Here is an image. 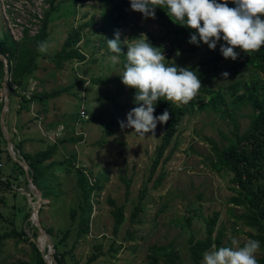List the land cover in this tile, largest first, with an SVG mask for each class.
I'll use <instances>...</instances> for the list:
<instances>
[{"label": "rangeland", "instance_id": "rangeland-1", "mask_svg": "<svg viewBox=\"0 0 264 264\" xmlns=\"http://www.w3.org/2000/svg\"><path fill=\"white\" fill-rule=\"evenodd\" d=\"M108 7L99 0H0V33L7 31L19 42L24 32L29 36L37 32L43 20L47 19L49 26L43 41L46 45L43 53L49 56L43 57L39 50L37 67L26 80V90L18 89L15 83L11 85L16 91L10 92L4 114L9 136L22 142L23 151L34 152L56 143L53 158L72 161L71 167H66V163L55 165L54 193L40 200L41 224L52 230L49 241L51 244L58 241L59 250H66V264H149L150 246L169 243L181 264H191L189 239L204 237L205 220L218 211L212 234L220 230L221 242L206 251L221 246H242L251 238L248 234L254 235L256 230L238 220L237 215L243 213L244 208L228 201L234 194L231 172H216L210 168L212 143L223 147L228 142L231 121L225 113L199 107L207 100L201 88L226 89L230 83L264 79V75L251 67L235 70L231 61L218 57L219 52L211 51L206 45L194 52L167 53L164 34L173 23L156 15L142 17L127 5V17L117 30L120 54L144 34L153 45L162 47L166 63L172 60L178 66L190 67L197 73L201 85L193 97L197 103L186 104L188 107L177 122L170 142L154 165L162 145L164 125L157 122L151 133L139 135L130 126L118 124L135 106L134 89L123 85L119 79L124 54L106 51L108 48L102 47V38L95 32L96 27L108 23V39L113 37L116 29L107 20L108 16H102ZM47 12H51L49 18ZM80 26L81 40L73 47L85 54L84 59L62 60L56 65L50 55L61 48L70 30ZM234 50L239 52L238 48ZM113 55L118 56L117 63H113ZM222 72H227V77H223ZM1 84L0 76V112L3 106ZM59 90L43 103L29 98L31 91ZM159 102L160 99L155 107ZM80 108L85 111V118L78 117ZM233 110L238 131L242 132L249 123L251 106L241 102ZM58 124L63 125V131L54 136L51 129ZM0 148V177L9 185L0 189V235L7 230L13 233L0 239V264H33L36 228L30 215L36 192L24 182L25 174L13 159L4 153L6 145L1 136ZM76 168H81L88 183L95 185L88 199L91 206L89 230L81 236L77 234L78 216L85 196L77 182ZM142 189L145 193L141 198ZM116 207H121L123 214L118 225L114 217ZM134 210L137 211L132 215ZM72 212L76 213L74 219ZM25 214L29 215L26 219ZM67 227L71 228L70 235L59 241ZM15 231L23 234L17 235ZM91 256L94 259L87 263ZM255 256L256 259L263 257L264 248L259 247Z\"/></svg>", "mask_w": 264, "mask_h": 264}, {"label": "trees", "instance_id": "trees-1", "mask_svg": "<svg viewBox=\"0 0 264 264\" xmlns=\"http://www.w3.org/2000/svg\"><path fill=\"white\" fill-rule=\"evenodd\" d=\"M81 2L83 0H80ZM109 5L102 12L103 17H107V20L111 23L112 27L118 30L121 25L122 19L127 17L126 7L128 0H99ZM228 6H232L229 2ZM47 18L50 17L51 12L46 13ZM155 15L169 20L165 11L160 7L155 8ZM92 24H95V19H92ZM107 21V22H108ZM170 21V20H169ZM171 22V21H170ZM108 23L102 24L100 27L95 28L102 38V47L106 46V40L108 39L107 30ZM81 27L70 30L65 38L61 48L57 50L51 56V60L56 65H60L62 60L77 59L83 60L85 54L77 47H73V44L81 40ZM48 22L47 19L40 23V26L33 35L29 36L24 32L23 37L19 42L12 38L7 32L0 33V54L4 55L7 59L8 73L11 77H8V99L10 92L16 91L12 88V84L15 83L16 87L20 90H26V80L32 75V72L36 69V57L39 54L38 45L43 42L48 35ZM94 31V29H93ZM189 31L183 26L173 23L172 28H167L164 34V39L167 40L168 52H184V51H198L205 44L199 46L190 44L187 42ZM94 32V33H95ZM87 36V32H84ZM102 35V36H101ZM220 41L217 43V48ZM34 45V47L31 46ZM238 48V46H234ZM217 48L211 49V51H218ZM239 49V48H238ZM106 51H109L108 49ZM42 53L43 57H48L46 53ZM124 54V51H123ZM123 54H120L123 56ZM218 57L223 58L220 54ZM232 62L233 68L237 70L240 67H251L256 72H260L264 75V46H261L255 51L245 53L239 50L237 58L235 60L223 58ZM8 74V76H9ZM0 76H3L2 60L0 59ZM203 94L207 97V100L199 105L200 108H209L215 113H225L231 121L232 130L231 136L228 138V142L219 147L214 142L212 143L213 158L210 159V168L216 172L229 171L231 172L230 182L232 183V189L234 194L228 199L229 202L235 205H241L244 208V212L238 214V220L245 226L254 228L256 233L254 235L248 234L251 238L256 239L260 243V247L264 248V79L251 78L247 81L233 82L228 85L226 89L218 88H201ZM59 91L53 92H30V99L44 102L46 98L54 97ZM24 97V94L21 95ZM191 102L197 103V100L192 98ZM241 102H247L251 106V113L249 115V123L247 128L242 132L238 131V122L236 120V114L233 110ZM186 104H175L171 101H165L160 99V102L154 107L153 115L159 114L162 110L167 109L169 112V119L163 123L164 133L162 135V145L159 147L154 165L159 162V158L162 155L164 147L170 142L176 130V124L179 121L181 115L184 113ZM230 108V110H229ZM1 140L5 143L2 133L0 131ZM13 149L18 152L20 156L25 160L28 166V173L32 178L34 185L41 192V197L46 198L51 196L53 192V180L55 175L53 169L56 164L66 163V167H71V160L64 158L62 161H57L53 158V155L57 152V144L50 143L45 148L39 149L34 152H26L21 149L22 142L15 141L12 136H9ZM2 149L0 148V159ZM7 157L6 148L4 149ZM74 157V154H72ZM12 160V159H11ZM13 161V160H12ZM17 167L20 168V172L24 173L20 165L13 161ZM78 185H80L85 196V202L81 206V210L78 216V229L77 234L79 236L87 233L89 230V216L91 212V206L88 203L90 193L95 190L94 184L88 183V178L81 168L75 169ZM1 176V174H0ZM25 183L26 179L24 180ZM6 184V185H5ZM98 185V184H97ZM1 186H9L8 181H4L0 177V189ZM145 190L142 189L140 197L144 196ZM48 203V202H47ZM46 203V204H47ZM41 204V203H40ZM139 207H142L139 205ZM42 204L38 208V217L41 223L42 216ZM139 209V208H137ZM137 210L132 212L135 215ZM218 211L213 212L209 219L205 220V236L197 239H189V257L191 264H201L202 254L209 249L212 245L218 246L221 242V231L219 230L216 235L213 236L215 221L218 218ZM25 214V219L28 217ZM75 212L71 213V217L74 219ZM2 214L0 213V218ZM115 224L118 225L122 219L123 214L121 207H116L114 211ZM45 232L52 236V230L50 227H45L41 224ZM18 235H22V231H15ZM71 233V228L67 227L63 230V234L59 241H63ZM13 233L4 231L0 235V239H5L12 236ZM34 245V244H33ZM53 257L56 264H66L65 254L66 250H59L58 241L52 243ZM149 264H181L178 254L172 247V244L167 245H151L149 254ZM94 256L88 258L87 263L91 262ZM257 263L264 264V256L257 258ZM10 264H16L12 262ZM33 264H46L38 251L35 248V259Z\"/></svg>", "mask_w": 264, "mask_h": 264}, {"label": "clouds", "instance_id": "clouds-1", "mask_svg": "<svg viewBox=\"0 0 264 264\" xmlns=\"http://www.w3.org/2000/svg\"><path fill=\"white\" fill-rule=\"evenodd\" d=\"M229 2L232 6H228ZM131 10L142 17L154 18L158 6L169 20L189 31L187 42L196 46L205 44L217 48L223 58L235 60L239 50L248 53L264 46V0H128ZM119 32L106 40L111 53L121 52ZM127 45L124 63L118 73L120 82L134 89L135 106L125 113L121 127H131L139 135L151 133L157 122L169 119L167 109L153 115L158 99L177 104H187L201 87L197 73L188 66L165 62L162 47L153 45L144 34ZM38 48L46 50L44 42ZM113 63L118 56L111 57ZM227 77V72H222ZM235 244V241H233ZM260 243L249 238L242 246H221L202 254V264H257L255 256Z\"/></svg>", "mask_w": 264, "mask_h": 264}, {"label": "water", "instance_id": "water-1", "mask_svg": "<svg viewBox=\"0 0 264 264\" xmlns=\"http://www.w3.org/2000/svg\"><path fill=\"white\" fill-rule=\"evenodd\" d=\"M0 59L2 60V70H3L2 84H1L2 95H3V106H2L1 112H0L1 133H2V136L4 138L6 149L9 153L10 157L13 159V161H15L18 165L21 166V168L24 171L25 179H26L28 186L30 188L34 189L36 192V201L32 207V214L30 215V217L32 219L34 218L32 220V223L34 224V226L36 228V239L34 240V244H35L36 248L38 249V251L40 252V254H41V256H42V258L46 264H56L54 257H53V251H54L53 246H52L51 242L49 241L48 234L45 232V230L41 226V223H40V220L38 217V208H39L40 203H41L40 200L42 199L41 192L34 185L32 178L29 175L28 166H27L25 160L22 158V156L18 155L14 151L13 144L11 143L9 134H8L6 127H5V124H4V114L8 108V93H7L8 85H7V81H8V74L9 73H8V65H7L6 57L4 55L0 54ZM39 238H43L46 241V244H47L46 254H44L38 246Z\"/></svg>", "mask_w": 264, "mask_h": 264}, {"label": "built area", "instance_id": "built-area-1", "mask_svg": "<svg viewBox=\"0 0 264 264\" xmlns=\"http://www.w3.org/2000/svg\"><path fill=\"white\" fill-rule=\"evenodd\" d=\"M77 115L81 119L86 117L85 111L81 108L79 109ZM61 131H63V125L62 124H58L57 126H55L54 128L51 129V132L54 136H59Z\"/></svg>", "mask_w": 264, "mask_h": 264}, {"label": "bare ground", "instance_id": "bare-ground-1", "mask_svg": "<svg viewBox=\"0 0 264 264\" xmlns=\"http://www.w3.org/2000/svg\"><path fill=\"white\" fill-rule=\"evenodd\" d=\"M32 214V213H31ZM31 218V217H30ZM34 219V218H33ZM32 218H31V221L33 220ZM38 246H39V248L42 250V252L44 253V254H46V252H47V244H46V241L43 239V238H39V240H38Z\"/></svg>", "mask_w": 264, "mask_h": 264}]
</instances>
